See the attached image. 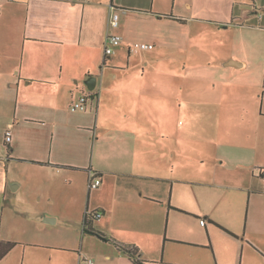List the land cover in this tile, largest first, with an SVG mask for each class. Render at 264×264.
<instances>
[{
    "label": "crops",
    "instance_id": "crops-1",
    "mask_svg": "<svg viewBox=\"0 0 264 264\" xmlns=\"http://www.w3.org/2000/svg\"><path fill=\"white\" fill-rule=\"evenodd\" d=\"M156 75L179 79L196 150H158L172 130L153 99L175 86L159 96L142 83ZM262 169L264 0H0V248L15 244L0 264H137L119 246L146 264H264ZM78 190V216L28 204Z\"/></svg>",
    "mask_w": 264,
    "mask_h": 264
},
{
    "label": "rangeland",
    "instance_id": "rangeland-1",
    "mask_svg": "<svg viewBox=\"0 0 264 264\" xmlns=\"http://www.w3.org/2000/svg\"><path fill=\"white\" fill-rule=\"evenodd\" d=\"M142 83L144 85L147 83L153 84L154 86L153 85L151 86L153 87V89L158 91L159 96L163 95V93L165 92V89L163 90V88H165L167 84L169 85V87H171V84L175 86L174 87L175 91H173L172 93L168 91V95L169 96L172 95L171 97H161L160 99L158 98L153 99V100H158L160 104L161 103L163 104V106L159 108V116L161 119L163 116L168 118L167 126L172 130L171 134H169L168 139L160 140L158 150H162L170 147L173 150H183V149L188 150L189 148H191L192 150H196L197 148H199V143H201L199 140V133L197 131H193L191 133L188 132L184 134L183 132H181V128L179 127L180 124L182 125L186 124V114H185L186 109L183 101L178 97L179 93L177 92V85L180 83V81L177 78V76H175L174 78L168 77V82H167L166 78H162V76L156 75L149 78L148 81H142ZM154 93L157 94V92ZM143 100H145L144 97ZM145 111L146 109L143 108V112ZM161 126H162V121L159 122V128H161ZM92 190L94 191V189ZM32 200L35 201L34 198ZM101 201L102 202L104 201L102 196L93 194L90 203L93 206L95 202L97 203ZM88 202H89V196L87 190L85 193L80 192L78 190L77 192H75L73 197L70 196L66 199L63 198L55 205L48 206L43 204V202L41 204L40 203L37 204L34 202L28 204L30 209L32 207L35 210L39 209V207L50 208L55 213L59 214V216L64 215L66 212L78 216L79 210L81 208L85 210ZM30 218L31 217H28V215L25 216L15 215L13 222L15 223V226L18 225V222L20 223L30 222L31 224H34L35 221ZM18 234H22V233H18ZM21 250L22 249H18L17 252L21 254Z\"/></svg>",
    "mask_w": 264,
    "mask_h": 264
},
{
    "label": "built area",
    "instance_id": "built-area-1",
    "mask_svg": "<svg viewBox=\"0 0 264 264\" xmlns=\"http://www.w3.org/2000/svg\"><path fill=\"white\" fill-rule=\"evenodd\" d=\"M10 2H13L15 0H9ZM86 2L89 1H98V0H84ZM119 27V14L117 12H113L110 16L108 28H107V34H106V43H105V57L108 58L113 55L114 49L118 46H120L123 43V38L119 35H116L114 33V30ZM130 51L132 53H140L144 51H151L154 49L153 44L149 43H143V42H134L130 45ZM86 102H87V96H82L80 100L77 103H74L71 109L73 111L79 110L84 111L86 109ZM11 133H6V141H11ZM264 175V172H263ZM101 184V181L96 177L95 174H91L90 176V188H97ZM101 214H97L96 217H100ZM201 225H205V220L200 221ZM90 264H93L90 262Z\"/></svg>",
    "mask_w": 264,
    "mask_h": 264
},
{
    "label": "trees",
    "instance_id": "trees-1",
    "mask_svg": "<svg viewBox=\"0 0 264 264\" xmlns=\"http://www.w3.org/2000/svg\"><path fill=\"white\" fill-rule=\"evenodd\" d=\"M263 172H264V169L260 170V173L263 175ZM97 218L96 217V214H86V218H85V228H86V231H89L92 235H95L97 237H100L101 239H104V240H107L103 234L101 232H98L96 230H93V229H89L90 228V224L91 222ZM15 246L14 243H9L7 244L5 247H1L0 248V259L10 250L12 249L13 247ZM120 249L126 254L128 255L129 257H131L132 259H134V261L137 263V264H146L145 261H143L141 258H140V253H139V250L137 249H134V248H129V247H123V246H119Z\"/></svg>",
    "mask_w": 264,
    "mask_h": 264
},
{
    "label": "water",
    "instance_id": "water-1",
    "mask_svg": "<svg viewBox=\"0 0 264 264\" xmlns=\"http://www.w3.org/2000/svg\"><path fill=\"white\" fill-rule=\"evenodd\" d=\"M97 80L96 78H91L89 81H87V86L90 91H93L96 88ZM45 221H49L48 219Z\"/></svg>",
    "mask_w": 264,
    "mask_h": 264
}]
</instances>
